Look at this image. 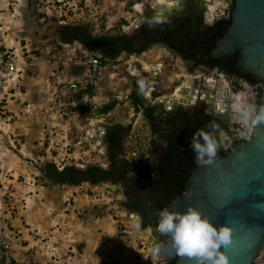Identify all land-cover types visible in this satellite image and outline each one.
<instances>
[{
    "label": "rangeland",
    "instance_id": "rangeland-1",
    "mask_svg": "<svg viewBox=\"0 0 264 264\" xmlns=\"http://www.w3.org/2000/svg\"><path fill=\"white\" fill-rule=\"evenodd\" d=\"M208 1L210 6L212 0ZM219 1L218 6L207 10L210 17L227 16L230 13L231 0ZM149 3L150 0H0V44L16 49L26 61L21 73L27 81L33 80L32 86H41L44 95L47 93L44 89L50 90L51 86L54 90L51 94L57 96L55 89L60 79L56 76L66 80L62 77L66 66L82 59L85 53L100 54L88 51L78 41L61 43L58 40L62 34L61 25L89 23L92 34L130 36L131 24L136 27L134 21L142 18L143 12L150 7ZM116 59L119 60L117 74L107 78L106 85L94 88V95L89 100H77L75 93H69L68 96L60 94V101H63L61 107H53L51 94L47 100L37 96L36 102L39 100L41 105L33 102L29 113L17 115L11 111L6 114L9 122H5L7 126L3 131L0 130V187L5 192L2 195L0 193V201H10L11 213L8 218L18 232L19 243L26 239L24 245L33 246L29 227L50 235L60 226V242L69 244L78 252L95 256L106 249L123 260L141 259L145 255L151 259L149 254H143L140 249L146 241L153 247V242L146 238L148 235L152 237L153 232L147 229L148 233L141 235L142 232L138 233L141 226L138 229L135 227L138 222L122 214L121 186L103 180L96 184L83 182L78 186L50 184L40 172L46 161L56 160L55 155L62 146L66 152L65 160L61 161L63 166H106L105 150L101 149L96 139L107 124H119L127 133L122 144V157L129 161L150 162L152 166L157 164L159 149L151 143L148 123L142 116L134 114L128 98L132 82L138 80L143 87H148L152 79L144 76L143 63L149 66L146 72L155 66L164 70L159 72L156 79L162 87L158 89L157 94L160 95L166 92L165 83L168 80L182 79L190 74L179 54L157 44L149 45L139 54L120 52ZM72 74L76 75V72ZM27 86L18 83L15 91L30 89ZM255 90L248 86L245 89V95L251 103H256ZM146 92H149L148 88L143 91ZM102 97L109 100L108 104L113 99L117 103L111 109L107 104L103 112L91 109L92 101ZM44 102L49 105L43 106ZM76 106L85 109H77ZM33 117L37 120L39 130L32 129ZM49 122L54 124L48 127ZM90 130L94 133L90 134ZM34 132L40 133L33 136ZM238 133L244 136L247 132L240 126ZM219 135L223 139L221 150L231 147L228 132L221 130ZM26 142L27 150H19L18 143ZM150 193L153 195V190ZM20 248L19 244L16 250L23 252L19 256L21 258L28 259L34 252L22 251ZM156 258V262H164L163 256Z\"/></svg>",
    "mask_w": 264,
    "mask_h": 264
},
{
    "label": "flooded vegetation",
    "instance_id": "flooded-vegetation-1",
    "mask_svg": "<svg viewBox=\"0 0 264 264\" xmlns=\"http://www.w3.org/2000/svg\"><path fill=\"white\" fill-rule=\"evenodd\" d=\"M189 1L190 0L180 1V9L171 17H156L150 5V7H147L143 12L138 29L130 34V36H126L133 40L132 45L135 47V50L139 47L146 48L149 45L157 44V46H163L172 53L179 54L180 60L190 74L189 76H183L182 79L177 78L168 80L165 83L167 84L166 92L160 95L157 94L158 89L161 87L160 81H156V79L158 78L159 72H163L164 70H160V68L155 66L154 68L156 70L153 69V73L146 72V76L150 77L152 80L149 81L147 87L149 92H147V94L142 93L141 98L145 104L154 107V111L151 113L153 119L147 121L149 133L152 140L155 141V144L152 143V140L151 143L157 149H159L157 147L158 144L165 145L171 140L179 146L181 144L190 145L193 133L198 130L212 131L210 125L213 122L218 125V128L215 130V135L220 144L223 143V139L219 135L221 130H226L228 132L232 145L245 142L249 139L246 138L247 133L244 136L238 133L240 131V125L232 119L230 106L234 96L241 93L246 94L245 89L247 86L256 89V104H258L261 81L252 72H246L238 67L237 59L239 55L228 61V63L222 61L204 62L202 59H198L193 55V53L209 55L215 46L217 38L220 37L228 27H222L219 34L214 36L215 26L218 21L226 18L229 14L221 17H216L215 15L210 17L207 14V10H212L210 7L212 4L209 6L208 0H192L193 7L188 6V8L185 9L184 4H187ZM204 2H206L208 6H206ZM206 16L208 18L215 17V21L211 26L205 23ZM155 18H160L166 22L152 25L151 22ZM190 23H194L196 27L195 34L192 32L189 33L188 31ZM145 29L148 30L149 35L148 33H143ZM167 40L170 42V45L177 49L169 46ZM143 70L146 69L143 68ZM206 70H209L211 74ZM208 75H210V77ZM255 80L259 81L260 84ZM135 82L141 83L138 80H135ZM178 88H180L183 100L176 102V100L171 99V97ZM168 103H171L170 107ZM134 114L140 115L143 118L141 112L136 113L134 111ZM110 125L113 126L114 124L103 126L104 131L101 134L103 143L106 144L105 157L107 156L109 148L108 142L105 141V136ZM235 126L236 128H234ZM111 132L118 141L121 138L125 139L127 135L120 126L117 129H111ZM118 144H122V139ZM231 147L227 148L226 152H221L219 156H225ZM180 149V157L188 156L187 154H189V151L182 150V148ZM188 150H190V148H188ZM121 155L122 154H118L115 157L113 164L107 161L108 167L106 169L100 166L103 171L111 172L110 174L102 175L100 180L121 186L122 192L126 187L137 184L127 192L128 195L139 201H145L154 210H159L170 203H165L162 207L157 208L159 204H156L154 201L158 196L156 197L150 193L156 185L155 181H157V177L154 173L156 164L152 166L150 162L129 161ZM181 160L182 159H180L177 164V170L184 184V189H176V195L180 192H186V181L190 176L191 170L197 166L194 164L185 168L182 166ZM160 182H162V180ZM122 201V209L130 213H137L140 217L137 222L141 226V229H149L150 232H153V237H155L158 243H161L163 238L158 235L154 236V232L156 234L160 233L152 225L154 224L153 222L158 220L146 221L145 217L142 218L141 216V214H143L142 209L135 206L130 201L125 200L124 197ZM162 203H164V200H162ZM128 206H131L132 209ZM162 251L166 254L163 247ZM165 259L166 261L169 259L167 254Z\"/></svg>",
    "mask_w": 264,
    "mask_h": 264
},
{
    "label": "water",
    "instance_id": "water-1",
    "mask_svg": "<svg viewBox=\"0 0 264 264\" xmlns=\"http://www.w3.org/2000/svg\"><path fill=\"white\" fill-rule=\"evenodd\" d=\"M174 1L177 3L169 11L156 12L151 7L153 14L156 17L173 16L180 9V1L184 0H170L168 3ZM134 22L138 27L140 20ZM137 27L131 24V32L134 33ZM168 45L177 49L170 42ZM193 55L204 62L225 63L239 55L238 67L260 79L258 104H264V0H234L230 24L217 38L212 51L209 55ZM168 104L170 107L171 103ZM136 185L126 187L122 194L125 200L142 209L146 221L159 220V212L164 208L182 212L193 206L217 228L223 224L232 227L233 243L222 247L229 264L255 263L264 247V124L259 125L248 140L234 144L214 165L194 167L186 181V192H180L159 210L128 195L127 192ZM122 214L136 221L140 219L135 212L123 211ZM146 230L140 229L139 232ZM154 242L158 244L157 240ZM172 264H193V261L178 256Z\"/></svg>",
    "mask_w": 264,
    "mask_h": 264
},
{
    "label": "trees",
    "instance_id": "trees-1",
    "mask_svg": "<svg viewBox=\"0 0 264 264\" xmlns=\"http://www.w3.org/2000/svg\"><path fill=\"white\" fill-rule=\"evenodd\" d=\"M192 0L187 4H184V8L187 9L188 6H192ZM193 7V6H192ZM234 7V0H231V11ZM194 9V8H193ZM230 11V13H231ZM193 12V11H192ZM230 13L226 18L218 21L215 26V33L219 34L222 27H227L230 24ZM91 24H66L61 25V33L59 35V41L64 44H72L74 41H78L82 44L88 51L93 53H100L101 59L105 62L106 59L115 58L120 52H125L128 55L132 53H139L144 50V47H135L132 45L133 40L127 38L126 36H113L108 34H92ZM189 33L196 32V27L194 23H190L188 26ZM143 33H148V30H143ZM258 84L259 81L255 80ZM146 89V86H142L140 83L132 82V89L128 96L131 106L133 107L136 113L141 112L143 118L146 121L153 119L151 113L154 111V107L149 104H145L141 98L142 92ZM87 94L89 97L94 95V87H89L85 91H78L75 93L77 100L81 101L82 95ZM117 103L116 99H113L110 102L111 108H113ZM77 109H85L83 106H76ZM110 108V109H111ZM120 125L114 124L113 126L108 127V132L105 136V141L108 142L109 148L106 156V160L110 161L112 164L115 160V157L123 153V142L120 143L121 139L118 141L115 139L114 135L111 132V129H117ZM174 137V136H172ZM152 143L155 144V141L152 140ZM159 148V157L156 164V169L154 168V173L157 177L155 181L156 185L153 189L155 196L157 197L154 202L158 203V207H162L163 204L170 202L176 196V189H184V184L179 176V171L177 170V164L180 159H182V166L188 168V166L194 165V153L188 148V144H181L180 146L174 141H170L165 145H157ZM189 151L188 156H179L181 149ZM221 152H226V150H220ZM219 153V155H220ZM156 163V162H155ZM157 170V171H156ZM41 175L43 179L47 180L50 184L56 185H68V186H78L83 182H89L91 184H96L102 175L110 174V171H103L98 165L88 164L85 169L76 168L74 165H64L62 168H57L54 162L46 161L42 168H40ZM162 180V182H160ZM153 194V195H154ZM164 200V203H162ZM130 209L131 206H128ZM142 218L144 217L141 214ZM152 224L157 229L158 221L153 222ZM159 237L163 238L161 244H163L167 238L164 237L161 233L157 234ZM166 254L169 256L168 261L165 264H172L176 259L177 255L174 253V249L170 245L163 246Z\"/></svg>",
    "mask_w": 264,
    "mask_h": 264
},
{
    "label": "built area",
    "instance_id": "built-area-1",
    "mask_svg": "<svg viewBox=\"0 0 264 264\" xmlns=\"http://www.w3.org/2000/svg\"><path fill=\"white\" fill-rule=\"evenodd\" d=\"M25 64L26 61L16 49L0 44V124L9 120V116L6 115L8 112L11 113L13 111L17 115H25L31 109L29 104L21 105L14 109H9L8 107L9 100L19 83ZM82 64L85 66V71L80 79L69 81L66 84L59 82L57 86L73 91H85L89 87H95L103 83L107 77V72L109 77L112 78L118 68L116 62H104L100 56L96 55H89ZM86 98L87 96L85 95L83 100L85 101ZM63 147L59 148L55 155L56 160H54L55 165L59 169L63 166L61 161L66 158V152ZM57 159L59 160L57 161ZM0 193L1 195L5 193L4 188L0 187ZM9 203L10 201L8 200L0 201V264H165L162 260L156 262L158 259L156 257H151L150 259L146 255L141 259L123 260L106 249H103L95 256H91L87 253L78 252L69 245L64 246L56 233L47 235L45 232L41 233L36 228L30 227L28 233L32 234L34 243L32 247H28L27 244L24 245L23 243L27 241L26 239L22 240L23 242H18V232L10 224V219L8 218L11 213ZM19 244L22 251H34L30 258L19 257L23 253L16 250ZM141 250L144 252L143 254H149V248L144 246V244ZM254 264H264V247L259 255L256 256Z\"/></svg>",
    "mask_w": 264,
    "mask_h": 264
},
{
    "label": "clouds",
    "instance_id": "clouds-1",
    "mask_svg": "<svg viewBox=\"0 0 264 264\" xmlns=\"http://www.w3.org/2000/svg\"><path fill=\"white\" fill-rule=\"evenodd\" d=\"M224 6L226 7L227 5L225 4ZM214 21L215 17H205V23L209 26H211ZM165 22L166 21L160 18H155L151 24L155 25ZM142 52H144V50ZM92 55L100 56L101 58V54ZM88 56L89 55H87V57ZM116 57L113 59H106L105 61L116 62L118 64L119 60L116 59ZM153 69L156 70L152 68L147 72H152ZM116 71L115 75L117 74ZM143 72L145 74L144 76H146V70ZM115 75H113V77H115ZM106 76V79L110 78L108 72ZM85 95L87 96L85 101L93 97H89L87 94H84V96ZM84 96H82L81 99L83 102ZM230 107L232 119L246 130V138H250L253 131L257 129L259 125L264 124V104L249 102L247 95L244 93L234 96ZM210 128L212 131L198 130L194 132L190 140L189 146L191 151L195 154L194 163L197 166L207 167L214 165L215 162L220 159L219 153L222 145L218 142L215 135V130L218 128V125L213 122ZM101 130L103 132L104 128ZM96 142L101 149L105 150V143H103V138L101 136L96 139ZM135 227L138 229L140 227L139 223H137ZM157 230L166 237L167 240L163 244H156L153 242V247L146 241L144 246L149 248L151 257H158L161 255L164 257V262L166 263V254L161 253V251L163 246L170 245L172 249H174L175 255L187 257L193 261V264H229V258L227 254L222 251V247H227L233 243L232 227L229 224H223L217 228L207 216L202 215L200 210L193 206H188L186 210L182 212L170 210L168 208L162 209L159 212ZM152 240L155 241V237H153Z\"/></svg>",
    "mask_w": 264,
    "mask_h": 264
},
{
    "label": "crops",
    "instance_id": "crops-1",
    "mask_svg": "<svg viewBox=\"0 0 264 264\" xmlns=\"http://www.w3.org/2000/svg\"><path fill=\"white\" fill-rule=\"evenodd\" d=\"M86 57H87V53H85V55H83V57H82V59H79V60H75V61H72V63L67 67H65L64 68V75L62 76V77H64L66 80H63L61 77H59V75L58 76H56V77H58L59 79H60V82H62V83H64V84H66V83H68L69 81H73V80H78V79H80L81 77H82V75H83V73H84V71H85V66L82 64L83 63V61H85L86 60ZM84 59V60H83ZM142 70H143V68H142ZM144 71V70H143ZM72 72H76V75H73L72 74ZM25 81H26V83H25ZM32 81L33 80H31V82H30V80L29 81H27L24 77H23V73H21V76H20V80H19V83H20V85H28L27 87H30V89L29 88H26L25 89V91H19V90H16V91H14V93L12 94V96H11V99L9 100V103H8V107H19V106H21V105H25V104H29V106H30V108L32 107V105H33V102H36V98H37V96L38 97H41V99H45V100H47L48 99V96L52 93V91H54L53 90V88L51 87V86H49V89L50 90H47V89H44V91H46L47 93H46V95H44L43 94V92L41 93V91L43 90L42 88H38L37 87V85L35 86H32L31 85V83H32ZM66 81V82H65ZM57 82V80L55 81V83ZM23 83V84H22ZM108 82L105 80L103 83H101V84H99V85H97V86H95L94 88L96 89L97 87L99 88L100 86H102V85H106ZM56 85V84H55ZM59 88V89H58ZM31 90H32V92H31ZM56 91H57V96H53L52 94H51V97H50V101H52L53 102V104H54V106L53 107H55V106H59V107H61V103H63V101H60L61 99H60V94H61V96L62 95H67L68 96V94L69 93H71V94H73V93H76V91H73V90H71V89H68V88H62V87H60V86H56V89H55ZM51 91V92H50ZM78 92V91H77ZM33 94V95H32ZM53 96V97H52ZM82 96H84V95H82ZM36 97V98H35ZM76 97V96H75ZM93 99H95V97L93 98ZM108 102H109V100L107 101V98H97L96 100H94V101H92V104H91V109H95L96 108V110H98L99 112H103V110L105 109V108H107V106L109 105V107L111 108V106H110V104H108ZM108 104V105H107ZM36 105H41V104H39V100H38V102H36ZM35 105V106H36ZM45 105H49L48 103H46V102H44V104H43V106H45ZM29 113V112H28ZM5 122H9V120H7V121H5ZM5 122H3V124H4V126L2 127V126H0V130L1 131H3V129H5V126H7V123H5ZM45 122V121H44ZM32 123H33V128L32 129H40V127H37V120H35L34 119V117L32 118ZM42 121H41V123H40V125L42 126ZM49 125H48V127L49 126H51V125H53L54 123L53 122H49L48 123ZM9 125V124H8ZM15 127V126H14ZM18 130H20V131H22L21 130V128H19ZM25 133V132H24ZM40 133V132H39ZM39 133H37V132H34V133H32V135L33 136H36V135H38ZM0 134H2L1 132H0ZM101 134H102V130H100L99 131V136H101ZM10 136L9 137H11V134H9ZM31 135V134H30ZM91 136V135H90ZM93 136V135H92ZM12 140V139H11ZM15 140V139H14ZM4 141H5V139H4ZM6 143V141L4 142V144ZM3 144V146H5ZM19 145V150H27L26 148V146H27V142L26 143H18ZM25 155V154H24ZM23 155V156H24ZM8 157H9V155H8ZM56 224H58V222L56 223ZM59 225V224H58ZM59 228H60V226H59ZM39 232H41V230H39ZM41 233H43V232H41ZM53 233H56V235L57 236H59V237H61L60 235H59V229L58 228H56L55 230H53ZM46 234H47V232H46ZM47 235H49V234H47ZM63 245L64 246H68L69 244H64L63 243ZM75 250V249H74Z\"/></svg>",
    "mask_w": 264,
    "mask_h": 264
},
{
    "label": "bare ground",
    "instance_id": "bare-ground-1",
    "mask_svg": "<svg viewBox=\"0 0 264 264\" xmlns=\"http://www.w3.org/2000/svg\"><path fill=\"white\" fill-rule=\"evenodd\" d=\"M211 2H212V3H211L212 5H211L210 7H211L212 9H214L215 6H218V5L220 4V1H219V0H212ZM150 5L152 6V8H154V10H155L156 12H162L163 10H168V11L171 10V8L174 7V6L176 5V2L170 4V3H168L167 1H161V0H150ZM143 68H144V69H147V68H148V64L143 63ZM171 99L176 100V102H177V101H182V100H183V97L181 96L180 88L176 89V91H175L174 95L171 97ZM91 133L93 134L94 131H93V130H90V134H91ZM89 136H90V135H89ZM139 233H141V232H139ZM147 233H148V231H146V232H142L141 235H143V234H147ZM146 238H147L149 241L154 242V241L152 240V237H150L149 235L146 236ZM152 245H153V243H152ZM154 245H155V244H154Z\"/></svg>",
    "mask_w": 264,
    "mask_h": 264
}]
</instances>
